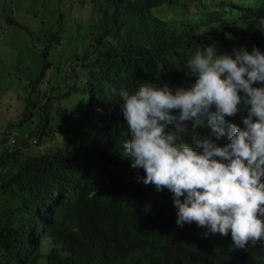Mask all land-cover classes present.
<instances>
[{
  "label": "trees",
  "instance_id": "16d2710c",
  "mask_svg": "<svg viewBox=\"0 0 264 264\" xmlns=\"http://www.w3.org/2000/svg\"><path fill=\"white\" fill-rule=\"evenodd\" d=\"M212 1L104 0L80 18L81 24L92 21L93 31L81 25L71 38L77 51L70 54L65 53L68 46L59 49L63 26L43 25V50L37 55L44 64L26 84L23 117L0 134V264L14 261L8 245L29 217L34 236L18 264H35L44 246H49L45 264H88L97 256L90 249L94 246L103 249L107 264L250 263L254 250L248 246L201 247L190 253L173 245L152 251L167 227L182 232L174 226L177 210L169 190L145 185L143 169L131 172L123 147L128 132L121 89L133 93L142 83L186 87L192 82L185 75L187 61L209 45L233 55L241 46L264 52V31L257 26L264 17V0ZM164 6H174L178 14L163 18L159 11ZM83 7L86 13L90 9L89 3ZM187 7L194 8L186 12ZM4 8L2 4L0 13ZM48 73L50 84L42 90L48 103L40 105L35 88ZM33 114L37 122L26 137L11 131L18 121H33ZM246 115L226 119L244 127ZM183 123L189 130L178 134V142L199 150L193 121ZM169 130L175 131L171 125ZM195 133L206 137L211 130L205 122ZM31 137L52 148L34 153ZM224 140L226 135L216 143L224 146Z\"/></svg>",
  "mask_w": 264,
  "mask_h": 264
},
{
  "label": "clouds",
  "instance_id": "9594fccd",
  "mask_svg": "<svg viewBox=\"0 0 264 264\" xmlns=\"http://www.w3.org/2000/svg\"><path fill=\"white\" fill-rule=\"evenodd\" d=\"M168 12L178 14L174 6H164L159 14L166 18ZM257 26L264 31V17ZM233 53H219L215 44L197 49L187 61L185 75L192 82L186 87L142 83L133 93L119 92L131 172L143 169L145 185L172 193L174 226L182 230L164 229L152 251L173 245L190 253L248 246L254 250L249 264H264V52L241 46ZM237 113L247 114L244 127L226 119ZM185 121H193L199 150L178 142V134L189 130ZM205 122L211 135L200 137L195 129ZM225 135L228 143L218 145ZM34 229L29 217L8 245L12 264H18ZM90 249L97 256L88 264H107L102 248ZM60 251L66 255L64 246Z\"/></svg>",
  "mask_w": 264,
  "mask_h": 264
},
{
  "label": "rangeland",
  "instance_id": "374dc122",
  "mask_svg": "<svg viewBox=\"0 0 264 264\" xmlns=\"http://www.w3.org/2000/svg\"><path fill=\"white\" fill-rule=\"evenodd\" d=\"M104 0H0V6L4 4V12L0 13V134L4 132L8 123L13 124L15 119L23 117L25 103L23 98L29 92L26 84L30 79L39 75L44 62L40 61V49L43 48L41 31L43 25L51 26L60 23L66 30L63 39L59 42V49L65 48V53L76 52L72 48L71 38L76 37L81 25L84 30L93 31L91 22L80 18L89 16L93 6H99ZM83 3H89L90 9L86 13ZM181 4V3H180ZM194 7H187L193 10ZM169 13V12H168ZM88 26V27H87ZM67 28V29H66ZM89 31V32H90ZM69 43V44H68ZM51 73L46 74L41 85L36 89V99L40 105L48 103V97L42 94V90L50 83ZM44 81H47L45 83ZM51 84H55L52 81ZM17 109V114L13 110ZM22 124L16 122L15 133L26 137L37 122V114ZM10 132V130H9ZM35 139L31 138V141ZM34 153H42L52 148L49 144L34 143ZM49 242V239H46ZM48 247L44 246L41 256L35 264H45Z\"/></svg>",
  "mask_w": 264,
  "mask_h": 264
}]
</instances>
